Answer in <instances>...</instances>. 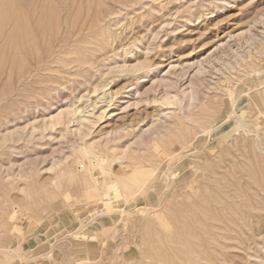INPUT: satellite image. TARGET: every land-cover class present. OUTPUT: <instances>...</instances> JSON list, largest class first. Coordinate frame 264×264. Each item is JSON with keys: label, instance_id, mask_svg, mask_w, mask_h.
<instances>
[{"label": "rangeland", "instance_id": "374dc122", "mask_svg": "<svg viewBox=\"0 0 264 264\" xmlns=\"http://www.w3.org/2000/svg\"><path fill=\"white\" fill-rule=\"evenodd\" d=\"M0 264H264V0H0Z\"/></svg>", "mask_w": 264, "mask_h": 264}, {"label": "bare ground", "instance_id": "6f19581e", "mask_svg": "<svg viewBox=\"0 0 264 264\" xmlns=\"http://www.w3.org/2000/svg\"><path fill=\"white\" fill-rule=\"evenodd\" d=\"M22 23V22H21ZM46 32V31H45ZM42 60V59H41ZM43 61V60H42Z\"/></svg>", "mask_w": 264, "mask_h": 264}]
</instances>
